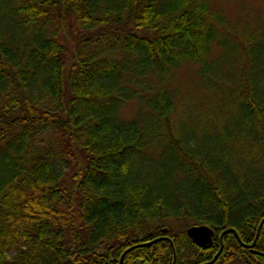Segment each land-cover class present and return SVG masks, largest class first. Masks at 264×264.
I'll return each instance as SVG.
<instances>
[{"label": "trees", "instance_id": "trees-1", "mask_svg": "<svg viewBox=\"0 0 264 264\" xmlns=\"http://www.w3.org/2000/svg\"><path fill=\"white\" fill-rule=\"evenodd\" d=\"M232 19L0 0V264H264V24Z\"/></svg>", "mask_w": 264, "mask_h": 264}, {"label": "rangeland", "instance_id": "rangeland-1", "mask_svg": "<svg viewBox=\"0 0 264 264\" xmlns=\"http://www.w3.org/2000/svg\"><path fill=\"white\" fill-rule=\"evenodd\" d=\"M212 4L232 15L233 19L247 20L254 26L264 24V0H211ZM232 21L235 23V21ZM195 66L185 67L180 71L179 79L186 84L193 78L195 74ZM198 101L192 98L188 100V110L195 108ZM135 112V102L126 104L123 108V114L131 117Z\"/></svg>", "mask_w": 264, "mask_h": 264}, {"label": "water", "instance_id": "water-1", "mask_svg": "<svg viewBox=\"0 0 264 264\" xmlns=\"http://www.w3.org/2000/svg\"><path fill=\"white\" fill-rule=\"evenodd\" d=\"M187 234L199 247H206L207 245L214 242L215 230L212 227L204 224L193 225L187 229ZM258 253L264 256V252Z\"/></svg>", "mask_w": 264, "mask_h": 264}]
</instances>
